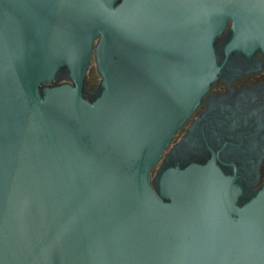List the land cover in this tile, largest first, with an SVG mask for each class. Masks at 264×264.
Wrapping results in <instances>:
<instances>
[{
	"label": "water",
	"instance_id": "obj_1",
	"mask_svg": "<svg viewBox=\"0 0 264 264\" xmlns=\"http://www.w3.org/2000/svg\"><path fill=\"white\" fill-rule=\"evenodd\" d=\"M228 25L264 53V0H0V264H264V187L237 208L210 168L151 185Z\"/></svg>",
	"mask_w": 264,
	"mask_h": 264
},
{
	"label": "flooded vegetation",
	"instance_id": "obj_2",
	"mask_svg": "<svg viewBox=\"0 0 264 264\" xmlns=\"http://www.w3.org/2000/svg\"><path fill=\"white\" fill-rule=\"evenodd\" d=\"M232 35L228 25L217 37L219 73L151 171V185L157 192L167 173L193 166L220 173L228 183L229 204L237 208L264 187V53L229 50ZM66 73L61 71L53 85L68 81ZM100 82L101 77L92 88L86 75L88 99L100 94ZM229 219L237 222L239 216L232 213Z\"/></svg>",
	"mask_w": 264,
	"mask_h": 264
},
{
	"label": "rangeland",
	"instance_id": "obj_3",
	"mask_svg": "<svg viewBox=\"0 0 264 264\" xmlns=\"http://www.w3.org/2000/svg\"><path fill=\"white\" fill-rule=\"evenodd\" d=\"M87 81L89 86L92 88H96L98 82L100 81V75L98 74L97 65L94 61L91 63L90 68L88 70Z\"/></svg>",
	"mask_w": 264,
	"mask_h": 264
}]
</instances>
